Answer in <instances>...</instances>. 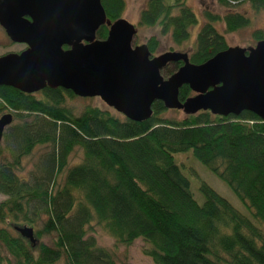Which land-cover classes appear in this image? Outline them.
Returning a JSON list of instances; mask_svg holds the SVG:
<instances>
[{
  "label": "trees",
  "instance_id": "1",
  "mask_svg": "<svg viewBox=\"0 0 264 264\" xmlns=\"http://www.w3.org/2000/svg\"><path fill=\"white\" fill-rule=\"evenodd\" d=\"M187 1L148 0L139 25L159 28L177 46L187 44L199 24ZM218 2L229 11L224 17L204 12L206 23L189 55L192 64L203 65L230 48L216 24L230 34L252 25L250 17L230 8L249 2L264 11V0ZM101 3L111 23L127 9L126 0ZM98 31L97 39L105 40L109 27ZM252 34L256 44L264 40V31ZM160 45L156 36L149 38L151 57ZM182 65H168L163 76ZM193 96L188 86L180 89L181 102ZM68 97L77 96L61 88L32 95L0 87V113L9 111L17 121L5 129L7 153L0 149V194L7 197L0 203V224L22 221L31 228L42 220L37 241L55 235L53 246L33 247L0 226V264H116L115 254L89 235L95 223L117 246L128 248L142 239V253L154 264H264V120L251 112L222 117L210 111L172 119L162 102H155L153 117L143 123L93 106L77 116L65 105ZM42 146L49 152L38 174L22 179V161ZM77 149L83 160L70 167ZM190 151L246 213L204 181L205 201L199 204L184 174L189 173L175 161L178 153Z\"/></svg>",
  "mask_w": 264,
  "mask_h": 264
},
{
  "label": "water",
  "instance_id": "2",
  "mask_svg": "<svg viewBox=\"0 0 264 264\" xmlns=\"http://www.w3.org/2000/svg\"><path fill=\"white\" fill-rule=\"evenodd\" d=\"M0 25L11 42L26 45L0 57V87L22 93L61 88L75 96L99 98L132 122L153 117V105L190 115L239 117L251 112L264 120V40L255 48L230 47L203 65L187 53L151 57L146 44L134 47L137 29L125 19L107 20L101 0H0ZM109 27L105 40L98 30ZM183 65L165 78L163 69ZM194 96L181 102L180 89ZM12 114L0 118V144ZM35 247L33 227H16Z\"/></svg>",
  "mask_w": 264,
  "mask_h": 264
},
{
  "label": "rangeland",
  "instance_id": "3",
  "mask_svg": "<svg viewBox=\"0 0 264 264\" xmlns=\"http://www.w3.org/2000/svg\"><path fill=\"white\" fill-rule=\"evenodd\" d=\"M148 0H126V12L123 15V19L127 22L131 23L137 29V35L134 39L133 46H140L141 44H146L151 36H156L160 39L161 45L160 50L155 56H160L164 53L169 52H178V53H187L190 55L193 52V43L196 40V35L203 28V25L206 23L204 12H210L212 15H220L224 17L226 13H228L229 8L219 4L218 0H188L187 5L190 7L196 16H198L199 24L198 27L193 28L191 31V41L182 46H177L173 42V39L170 36H162L160 35V29L157 27L154 28H144L139 25L140 22V14L146 9V5ZM232 11L236 10L242 15H247L252 20V25L244 30H240L235 33H226L225 25L218 23L216 24L217 29L221 34L226 37L228 46L236 48H244L251 49L255 48L256 42L253 39V32L256 30L264 31V11L262 10H254L249 2L241 3L240 5L235 6L234 8H230ZM24 49H26V45H20L14 42H11L8 35H6L5 30L0 25V57L2 55L10 54V53H20ZM66 107L70 108L74 114L79 116L86 108L89 106L102 108L103 110H110L113 113H118L114 109H110L101 99L99 98H81L76 97L71 99L68 97L66 99ZM9 111H4L0 113V118L4 116V114H8ZM188 114L187 112L181 110H168L165 116L172 119L182 120L186 118ZM121 116V115H120ZM17 121L13 122L12 125H15ZM4 140V139H3ZM2 140L0 144V149L2 152L7 153V145ZM49 152L46 147H38L34 150V153L28 158H25L22 162V166L19 168L18 173L22 179L28 180L32 179V175L38 174V169L40 167V163L43 160V157ZM83 151L81 149H77L74 154L70 156V167L76 164H80L83 160ZM175 161L179 166H184L186 172L189 174H185L188 178H190L192 192L196 200L199 204L204 203L205 199L200 191V183L204 181L208 186H211L220 196L226 198L232 206H235L240 212L246 213L245 207L241 205L240 201L236 197V195L231 192L229 187L225 185L222 181H220L215 175L209 172L203 165L198 163L193 157L192 152L187 153H178L175 156ZM193 174V176H191ZM195 175V176H194ZM65 173L60 174L57 180L61 183L64 179ZM7 199L6 196L0 194V203ZM34 217V216H33ZM30 224L25 222H15L10 221L9 223H2L0 226L7 228L15 235L17 232L15 230L16 227H24L29 226ZM35 227V232L42 230V220L38 221L35 225H31ZM93 232H89L90 236L96 238L98 244L102 247L109 249L111 252L115 254L116 264H154L151 259L146 257L144 253H142L143 248L145 247V242L142 239H138L135 243L125 248L121 245H116L115 240L108 234L105 233L96 223L93 225ZM55 240V235L53 236H45L43 237L39 243H45L49 246H53V242ZM27 242H29L26 239ZM56 264H64V261L61 260Z\"/></svg>",
  "mask_w": 264,
  "mask_h": 264
}]
</instances>
